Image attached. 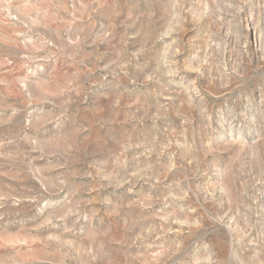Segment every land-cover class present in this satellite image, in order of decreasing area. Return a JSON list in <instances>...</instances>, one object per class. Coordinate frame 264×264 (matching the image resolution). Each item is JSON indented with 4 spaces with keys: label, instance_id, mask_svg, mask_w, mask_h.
<instances>
[{
    "label": "clouds",
    "instance_id": "clouds-1",
    "mask_svg": "<svg viewBox=\"0 0 264 264\" xmlns=\"http://www.w3.org/2000/svg\"><path fill=\"white\" fill-rule=\"evenodd\" d=\"M0 177V264H264V0H0Z\"/></svg>",
    "mask_w": 264,
    "mask_h": 264
},
{
    "label": "rangeland",
    "instance_id": "rangeland-1",
    "mask_svg": "<svg viewBox=\"0 0 264 264\" xmlns=\"http://www.w3.org/2000/svg\"><path fill=\"white\" fill-rule=\"evenodd\" d=\"M46 162H37V166H44ZM0 180H2L4 183L11 184L14 188L24 189L27 190L28 188L33 187V184L27 182V181H10L6 177H0ZM30 206L26 205L24 207V213L25 215H31V211L29 210Z\"/></svg>",
    "mask_w": 264,
    "mask_h": 264
}]
</instances>
